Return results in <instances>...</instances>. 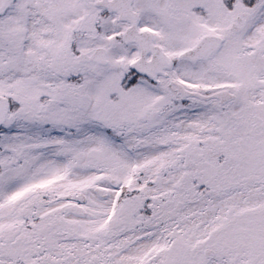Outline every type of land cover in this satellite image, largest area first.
Wrapping results in <instances>:
<instances>
[{"label":"snow or ice","instance_id":"1","mask_svg":"<svg viewBox=\"0 0 264 264\" xmlns=\"http://www.w3.org/2000/svg\"><path fill=\"white\" fill-rule=\"evenodd\" d=\"M0 264H264V0H0Z\"/></svg>","mask_w":264,"mask_h":264}]
</instances>
